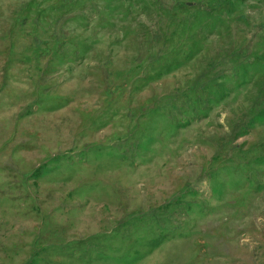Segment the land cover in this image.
<instances>
[{
  "label": "rangeland",
  "instance_id": "1",
  "mask_svg": "<svg viewBox=\"0 0 264 264\" xmlns=\"http://www.w3.org/2000/svg\"><path fill=\"white\" fill-rule=\"evenodd\" d=\"M0 264H264V0H0Z\"/></svg>",
  "mask_w": 264,
  "mask_h": 264
}]
</instances>
